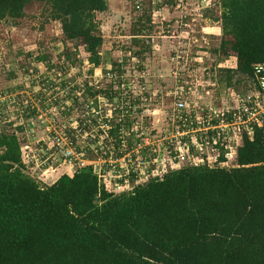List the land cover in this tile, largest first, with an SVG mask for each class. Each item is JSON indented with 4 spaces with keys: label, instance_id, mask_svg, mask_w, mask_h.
<instances>
[{
    "label": "trees",
    "instance_id": "1",
    "mask_svg": "<svg viewBox=\"0 0 264 264\" xmlns=\"http://www.w3.org/2000/svg\"><path fill=\"white\" fill-rule=\"evenodd\" d=\"M32 2L43 5L40 31L51 22L61 25L58 64L71 63L69 72L81 68L68 80L58 77L60 87L93 78L100 69L104 79L113 75L114 80L98 91L85 81L84 95L118 103L115 89L123 66L112 62L109 71L105 68L97 18L109 10L108 1L0 0V21L17 25ZM151 5L140 21H155L160 6ZM220 8L215 21L222 35L215 54L234 61V67L221 70L226 87H232L253 77L255 65H264V0H221ZM141 36L139 28L132 44ZM49 59L36 58L48 65ZM23 68L29 75L37 72ZM74 96L72 91L67 98L79 106ZM22 133L20 127L0 129V264H264L261 130L244 141L232 167L182 168L120 195L100 183L93 166L62 172L47 185L45 176L32 174L35 163L25 162ZM86 155L82 158L99 159L94 152Z\"/></svg>",
    "mask_w": 264,
    "mask_h": 264
},
{
    "label": "built area",
    "instance_id": "2",
    "mask_svg": "<svg viewBox=\"0 0 264 264\" xmlns=\"http://www.w3.org/2000/svg\"><path fill=\"white\" fill-rule=\"evenodd\" d=\"M46 72L28 75L40 84L32 94L27 78L20 93L0 95V129L23 128L25 162H34L47 180L55 173L53 163L58 159L69 169L65 172L73 174L77 159L94 152L99 159L80 167L93 166L100 183L120 195L182 168L232 167L244 141H252L257 129L264 133V65L253 67V77L225 87L228 96L223 100L194 84L186 71L174 73L176 86L168 94L171 103L155 102L160 114L153 108V93L138 96L135 89L117 87L121 100L110 104L99 95L85 96L84 84L61 88L59 76ZM100 72L87 78L95 80L97 91L103 89L98 86L103 80ZM106 78L114 80L113 75ZM72 91L79 106L67 98ZM158 119L165 130L157 128ZM37 128L44 130L45 138H36ZM80 143L87 144V150L80 149ZM37 145L45 155L39 154Z\"/></svg>",
    "mask_w": 264,
    "mask_h": 264
},
{
    "label": "rangeland",
    "instance_id": "3",
    "mask_svg": "<svg viewBox=\"0 0 264 264\" xmlns=\"http://www.w3.org/2000/svg\"><path fill=\"white\" fill-rule=\"evenodd\" d=\"M107 1L109 10L98 15L97 18L104 39L102 56L105 68L109 71L112 62H118L123 66L120 70L123 72L122 78L117 81V86L135 89L134 92L138 96L142 92L144 96H147V92L153 93V108H156V114L161 113V108H157L155 104L156 100L161 99L166 104L171 103L168 94L176 86L173 75L181 70L186 71L190 78H194V84L212 90L211 97L216 94L218 100L219 98L223 100L228 96V92L224 89L227 75L221 70H228V66L234 67V61L229 58L220 59L215 54L222 35L221 23L215 21V17L219 16L221 11V0H171L172 3L169 0ZM152 2L154 6L157 3L160 6L154 13L155 21H140L139 18L145 12H149ZM42 9L43 5L40 3L29 5L26 8L25 19L18 21L17 25L10 20L0 21V95L11 92L16 94L24 89V80L31 79L28 77L29 73L24 72L25 65L43 75L49 74L46 72L50 71L49 66H55L50 72L59 77L64 76L67 80L81 70L78 66L69 72L65 69L71 63L58 64L61 54L56 48L62 45L61 25L58 22H51L40 31L39 15ZM139 28L144 32V36L139 37L138 45H134L133 34ZM67 48L71 49L72 44L68 43ZM35 54H37L36 58H50L49 65L46 62L39 63L34 57ZM225 61H229V64ZM97 72L99 73L100 69ZM80 80L72 79L71 83L79 87L90 79L82 77ZM90 81L93 84L95 82L93 79ZM110 82L109 78H103L100 85L104 88L110 85ZM38 83L37 79L29 81L27 87L29 94L36 91L40 85ZM19 88L21 90L18 91ZM23 96L27 98V95L18 97ZM156 124L161 131L166 129L162 125V119H158ZM45 136L44 130L37 128L36 138L41 139ZM79 146L83 150L88 148L85 143H80ZM88 159L79 157L71 173H74L81 164L89 165L91 160ZM57 164H61L60 159L53 163V166ZM35 169L32 174L37 177L40 175L37 165ZM58 177L56 174H51L45 183L50 186L58 180Z\"/></svg>",
    "mask_w": 264,
    "mask_h": 264
},
{
    "label": "crops",
    "instance_id": "4",
    "mask_svg": "<svg viewBox=\"0 0 264 264\" xmlns=\"http://www.w3.org/2000/svg\"><path fill=\"white\" fill-rule=\"evenodd\" d=\"M55 173L57 176H58V173L59 175L62 173V172H65V171H68L69 169L67 168V166H60L59 168L55 166Z\"/></svg>",
    "mask_w": 264,
    "mask_h": 264
},
{
    "label": "flooded vegetation",
    "instance_id": "5",
    "mask_svg": "<svg viewBox=\"0 0 264 264\" xmlns=\"http://www.w3.org/2000/svg\"><path fill=\"white\" fill-rule=\"evenodd\" d=\"M34 3H38V2H32V3H30L29 5H32V4H34ZM38 4H39V3H38ZM29 5H28V6H29ZM28 6H27V7H28ZM27 7H26V8H27ZM26 8H25V13H26Z\"/></svg>",
    "mask_w": 264,
    "mask_h": 264
}]
</instances>
